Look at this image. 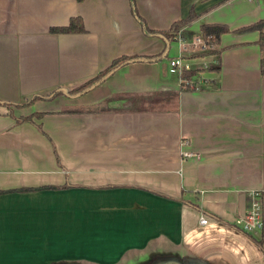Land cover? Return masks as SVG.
<instances>
[{"label":"crops","instance_id":"1","mask_svg":"<svg viewBox=\"0 0 264 264\" xmlns=\"http://www.w3.org/2000/svg\"><path fill=\"white\" fill-rule=\"evenodd\" d=\"M135 4L155 30L190 9L196 17L162 58L19 105L78 86L115 56L158 54L164 41L141 30L128 0H0V264H262L264 228L245 233L234 220L252 191L264 198L262 51L258 30L239 29L264 18V0ZM75 15L84 30H54ZM213 22L228 31L212 45L199 25ZM177 54L190 59V84L169 70ZM174 91L176 108L145 106Z\"/></svg>","mask_w":264,"mask_h":264},{"label":"trees","instance_id":"2","mask_svg":"<svg viewBox=\"0 0 264 264\" xmlns=\"http://www.w3.org/2000/svg\"><path fill=\"white\" fill-rule=\"evenodd\" d=\"M128 1H130V11L133 17H135L137 21L139 22L141 30L146 34L149 33V34L159 35L163 39L164 47L160 53L155 54V55H144V54H139V53H131V55L123 54V55L115 56V58H113L106 66L101 68L97 74H95L93 77L86 79L78 86H75L70 89H66V91H63L61 89H53L49 91V93L47 94H33V96H31L28 100L24 102H19L17 104L19 105L28 104V103L33 102V100L35 99H49V98L54 97L57 94H64L65 96L66 95L75 96L78 94H82V92H85L97 86V84H99L100 81H102L104 78L110 75L115 70V68H117V66L119 65L131 62L133 60L148 61L151 59L154 60V59L162 58L167 53V50H168L167 47H168L169 41L176 37L180 27L191 22L196 17L193 10L190 9L187 15L180 17L177 20H174L166 29L155 30V29L150 28L147 25L145 19L140 16L136 8L135 0H128ZM68 19L69 21L66 24H64V26L54 27V30L62 31V32L64 31L81 32V30L85 29L83 26V21L81 17H79L78 15L70 16ZM239 29H245V30L255 29L259 31V36H258V39L256 40V43L258 47H260V50L262 51V55L260 56L258 63H259L260 73L264 75V18L254 21L250 24H247V26H243ZM227 31H228L227 26L222 23L213 22V23H202L199 25V32L201 33L203 40L207 44L213 45L214 43H217L220 34L223 32H227ZM193 74H195L194 70L193 71L184 70L181 75L189 77ZM176 95H177V92L174 91L170 93H165L164 96L157 97V98L149 97V99L145 102V106L148 108H155V109H166V108L174 109L177 106ZM2 103L7 104V102H2ZM63 109H68L72 111H83V110L99 111L102 109H106V105L102 101L96 104H83L82 106L81 105H66ZM36 114L39 115V113L37 112ZM27 118H30V117H27ZM254 242L256 243V245L260 246L262 252L264 253V247L261 246L262 244L261 239H254ZM159 258L161 257H153V259L147 262L146 264H157L161 260ZM177 263L178 264H205L204 262H201L200 260L189 257L187 255L186 256L182 255L179 258H177ZM70 264H73V263H70Z\"/></svg>","mask_w":264,"mask_h":264},{"label":"built area","instance_id":"3","mask_svg":"<svg viewBox=\"0 0 264 264\" xmlns=\"http://www.w3.org/2000/svg\"><path fill=\"white\" fill-rule=\"evenodd\" d=\"M197 42H202L200 37L195 39ZM180 43H184V40L180 39ZM194 45V44H193ZM193 47V46H192ZM190 59L186 58L184 55H175L171 56L168 59L169 70L180 77V81L185 82L186 84H190L187 78H183L181 76L182 72L186 69H189L191 65H189ZM183 155L190 154L189 151H183ZM261 193L259 191H252V196L254 199L251 201L248 209L244 211V214L238 216L234 220V224L237 225L239 230L245 233H256L261 231L264 228V198H261ZM199 223H207V216L205 214H200Z\"/></svg>","mask_w":264,"mask_h":264},{"label":"rangeland","instance_id":"4","mask_svg":"<svg viewBox=\"0 0 264 264\" xmlns=\"http://www.w3.org/2000/svg\"><path fill=\"white\" fill-rule=\"evenodd\" d=\"M57 95H58V94H57ZM63 95H64V94H63ZM67 96H68V95H67ZM157 264H159V263H157ZM262 264H264V263H263V259H262Z\"/></svg>","mask_w":264,"mask_h":264},{"label":"water","instance_id":"5","mask_svg":"<svg viewBox=\"0 0 264 264\" xmlns=\"http://www.w3.org/2000/svg\"><path fill=\"white\" fill-rule=\"evenodd\" d=\"M263 263H264V256H263Z\"/></svg>","mask_w":264,"mask_h":264}]
</instances>
